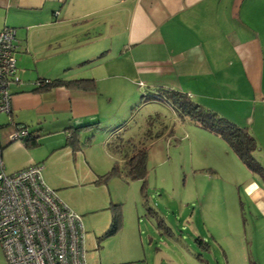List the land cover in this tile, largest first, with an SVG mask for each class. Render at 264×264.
Here are the masks:
<instances>
[{
  "label": "rangeland",
  "instance_id": "obj_1",
  "mask_svg": "<svg viewBox=\"0 0 264 264\" xmlns=\"http://www.w3.org/2000/svg\"><path fill=\"white\" fill-rule=\"evenodd\" d=\"M21 45L39 50L36 59L22 57L19 65L20 56L27 57ZM62 50L47 40L31 46L20 42L15 54L20 83L11 84L10 92L33 88L42 74L62 71ZM117 80L99 78L94 86L109 108L102 118L120 121L82 131L72 155L59 152L48 160L51 165L42 164L44 183L80 217L86 264H257L264 248L259 243L264 220L248 193L256 184L264 186L261 176L196 120L181 118L161 100L143 104L147 98H142V89L136 87L127 107H121L122 95L100 87ZM235 110L231 115L241 124ZM36 122L33 119L28 130L33 131ZM16 123L0 113L1 145ZM110 131L115 133L109 136ZM56 141L36 147H18L21 139L11 142L1 150L5 173L27 165L29 158H49L45 151ZM140 148L147 150L145 181L131 180L124 165L125 157ZM57 156L66 161L61 172L52 162ZM252 156L264 165L257 143ZM55 177L63 178L62 187L47 182ZM113 221H118V229L109 234ZM0 264H7L1 246Z\"/></svg>",
  "mask_w": 264,
  "mask_h": 264
},
{
  "label": "crops",
  "instance_id": "obj_2",
  "mask_svg": "<svg viewBox=\"0 0 264 264\" xmlns=\"http://www.w3.org/2000/svg\"><path fill=\"white\" fill-rule=\"evenodd\" d=\"M5 28L15 29L16 48L22 41L31 46L43 40L63 47L62 71L38 79L93 81L87 89L12 90L11 119L26 127L37 121L29 141L35 137L40 146L57 138L45 151L49 158H29L13 172L51 165L48 160L59 152L72 155L82 131L120 121L102 118L109 108L94 81L107 77L118 80L100 87L122 95L121 107L136 87L146 94L143 104L178 92L245 129L264 154V0H0V31ZM19 49L27 55L20 56L19 65L22 57L39 54L32 47ZM235 108L241 124L231 115ZM8 144L7 138L2 149ZM52 162L63 171L64 159L57 156ZM61 181L47 178L55 188ZM251 188L248 194L264 220V186ZM259 243L264 245V235ZM262 258L264 248L257 264H264Z\"/></svg>",
  "mask_w": 264,
  "mask_h": 264
},
{
  "label": "built area",
  "instance_id": "obj_3",
  "mask_svg": "<svg viewBox=\"0 0 264 264\" xmlns=\"http://www.w3.org/2000/svg\"><path fill=\"white\" fill-rule=\"evenodd\" d=\"M15 29L0 31V113L11 119V84L20 83L16 68ZM48 80L37 79L35 86ZM30 136L14 124L11 143ZM0 144V246L7 264H86L80 217L41 177V166L5 173Z\"/></svg>",
  "mask_w": 264,
  "mask_h": 264
},
{
  "label": "trees",
  "instance_id": "obj_4",
  "mask_svg": "<svg viewBox=\"0 0 264 264\" xmlns=\"http://www.w3.org/2000/svg\"><path fill=\"white\" fill-rule=\"evenodd\" d=\"M43 80H48V83L43 84L42 86H35L37 89L44 90L54 86L87 89L93 84L92 80L83 79L65 81L62 79L50 80L42 78V81ZM155 98L156 100L160 99L166 104L172 106L181 118L184 116L191 117L196 120L197 125L200 128L205 129L224 140L230 150H232L240 158L245 166L250 171L260 175L262 180H264V165H261L252 156V152L256 149V142L245 129L237 127L235 124L218 116L210 110L201 108L199 105L190 101L187 98V95L173 92L168 96L158 95ZM23 144L27 147H36L38 145L35 137L30 141L29 138H24ZM146 162L147 150L145 148L135 149L132 156L124 161L127 176L131 180L145 181ZM113 170L117 172V165L114 166ZM117 227L118 221L117 223L116 221H113L108 233H114L118 229Z\"/></svg>",
  "mask_w": 264,
  "mask_h": 264
}]
</instances>
